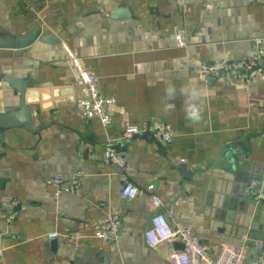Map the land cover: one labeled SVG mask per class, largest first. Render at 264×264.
<instances>
[{
  "label": "crops",
  "instance_id": "0c3cea01",
  "mask_svg": "<svg viewBox=\"0 0 264 264\" xmlns=\"http://www.w3.org/2000/svg\"><path fill=\"white\" fill-rule=\"evenodd\" d=\"M121 9L131 17L113 19ZM175 28L188 47L170 46ZM37 29L60 44L0 49V114L20 101L5 78L27 81L35 127L0 141V264H104L105 256L107 264H168L172 246L149 248L144 238L158 212L153 196L171 224L186 226L214 256L247 235L248 262L264 264V203L250 189L264 177V74L201 75L204 65L253 57L255 41L264 43V0H0V37ZM63 44L96 75L101 94L116 99L106 129L76 110ZM153 120L174 128V141L162 144L167 157L154 142L124 138L126 127ZM237 141L249 153L236 156L232 172L221 152ZM109 143L132 181L154 185L153 194L122 196V171L104 158ZM170 163L197 173L185 178ZM77 173L82 190L56 196L49 180L71 182ZM109 212L121 215L117 241L94 239ZM53 233L80 235V249Z\"/></svg>",
  "mask_w": 264,
  "mask_h": 264
},
{
  "label": "built area",
  "instance_id": "2783aa9c",
  "mask_svg": "<svg viewBox=\"0 0 264 264\" xmlns=\"http://www.w3.org/2000/svg\"><path fill=\"white\" fill-rule=\"evenodd\" d=\"M170 46L173 48L188 47V40L183 29L175 28L170 36ZM253 57L247 60L212 63L204 65L201 69L203 77L224 74L227 77L235 76L239 79L252 78L257 74H264V43L262 40L255 41ZM66 54V63L73 74L74 86L78 92L75 107L78 113L88 122L98 121L103 128H107L112 122L109 108L116 104L115 98L104 97L99 89L96 75L85 64L84 60L76 56L70 48L62 45ZM144 135L157 139L161 144H171L174 141L175 131L172 125L153 120L141 125H130L124 131V138L131 139L134 136ZM104 158L110 164L118 167L122 172L120 182L122 185V196L135 199L146 194H153L154 185L138 187L129 176L130 170L124 155L118 146L109 143L104 150ZM83 173H77L76 178L71 182L64 181L62 176H57L49 180V185L54 188L55 195L64 193L78 194L82 190L80 177ZM260 188L256 195L257 201L264 203V177L260 180H252L250 189ZM151 205L158 211L150 220V226L145 232L144 238L149 248H156L162 244H170L172 251L168 258V264H261L253 260L248 262V251L250 240L245 235L239 245L222 243L217 255H213L212 247L203 242L198 236L181 223L171 224L166 215L159 211L163 203L153 196ZM122 225L120 213L109 212L102 216L95 226L94 239L104 242L117 241ZM50 239H58L67 242L75 250L81 247L83 240L80 235L71 233L61 235L53 233ZM176 244L182 245V249L175 248ZM264 251V241L260 242ZM3 251L0 250V257Z\"/></svg>",
  "mask_w": 264,
  "mask_h": 264
},
{
  "label": "water",
  "instance_id": "95a60500",
  "mask_svg": "<svg viewBox=\"0 0 264 264\" xmlns=\"http://www.w3.org/2000/svg\"><path fill=\"white\" fill-rule=\"evenodd\" d=\"M129 17H131V12L126 9H121L118 12H116L115 15L112 16L113 19H126ZM38 41H44L46 43L53 45L60 44V41L57 40L54 36L44 37L42 35V30L37 29L28 34L18 37L12 35L1 36L0 49L22 51L33 46ZM5 81L10 86V88L13 89L15 95L19 96L20 101H19V107L15 111L10 113L0 114V141L3 139L4 132L12 129L23 128L27 131H35L34 114L31 107L33 102H31V100L28 99L29 97L31 98L33 94L29 93L27 90V85H28L27 81H23L17 78H8V77L5 78ZM137 139H144L150 142H154L157 145L160 152L163 153L165 157H167L166 154L163 152V145L157 139L147 137L144 135H138V136H134L131 142H134ZM248 153L249 151L246 148L245 143L242 141H237L223 148L221 152V156L227 160L228 164L231 166V171L236 172L239 166V161L237 160L236 156L241 155L243 158H247ZM170 167L173 170L181 171L182 176L185 178H191L194 176V174L197 173V171L189 170L187 166L184 164L175 166L170 163ZM259 191L260 188L255 189L256 195L258 194ZM176 248L182 249L183 247L180 244H176ZM104 264H107L106 256H105Z\"/></svg>",
  "mask_w": 264,
  "mask_h": 264
},
{
  "label": "rangeland",
  "instance_id": "374dc122",
  "mask_svg": "<svg viewBox=\"0 0 264 264\" xmlns=\"http://www.w3.org/2000/svg\"><path fill=\"white\" fill-rule=\"evenodd\" d=\"M251 255V250H249V252H248V257Z\"/></svg>",
  "mask_w": 264,
  "mask_h": 264
}]
</instances>
